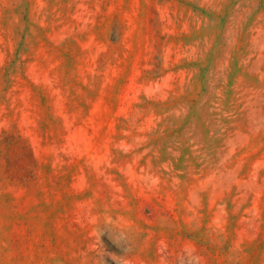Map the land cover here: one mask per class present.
<instances>
[{
    "label": "rangeland",
    "instance_id": "1",
    "mask_svg": "<svg viewBox=\"0 0 264 264\" xmlns=\"http://www.w3.org/2000/svg\"><path fill=\"white\" fill-rule=\"evenodd\" d=\"M120 257L264 264V0H0V264Z\"/></svg>",
    "mask_w": 264,
    "mask_h": 264
},
{
    "label": "clouds",
    "instance_id": "2",
    "mask_svg": "<svg viewBox=\"0 0 264 264\" xmlns=\"http://www.w3.org/2000/svg\"><path fill=\"white\" fill-rule=\"evenodd\" d=\"M115 241L120 244L125 245V252L128 253L131 251V239L126 230L120 229L115 232ZM117 264H126V259L124 257L114 258Z\"/></svg>",
    "mask_w": 264,
    "mask_h": 264
}]
</instances>
